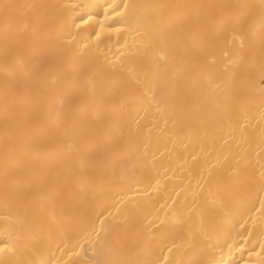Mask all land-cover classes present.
I'll return each mask as SVG.
<instances>
[{
  "label": "bare ground",
  "instance_id": "obj_1",
  "mask_svg": "<svg viewBox=\"0 0 264 264\" xmlns=\"http://www.w3.org/2000/svg\"><path fill=\"white\" fill-rule=\"evenodd\" d=\"M0 264H264V0H0Z\"/></svg>",
  "mask_w": 264,
  "mask_h": 264
}]
</instances>
